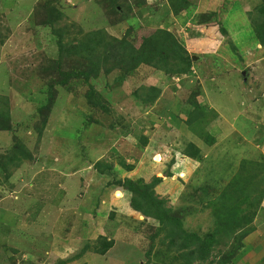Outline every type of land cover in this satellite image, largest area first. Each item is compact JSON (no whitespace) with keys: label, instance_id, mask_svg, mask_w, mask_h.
I'll use <instances>...</instances> for the list:
<instances>
[{"label":"rangeland","instance_id":"374dc122","mask_svg":"<svg viewBox=\"0 0 264 264\" xmlns=\"http://www.w3.org/2000/svg\"><path fill=\"white\" fill-rule=\"evenodd\" d=\"M48 1L62 14L56 27H72L65 45L80 38L77 30L128 34L136 47L166 32L195 58L191 74L143 65L123 79L102 71L92 85L108 112L91 109L82 80L51 85L58 49L42 24ZM174 1L182 3L0 0V264H186L157 222L132 211L130 195L110 184L159 178L155 194L183 230L203 238L216 222L209 203L234 192L236 177L250 190L237 194L257 200L253 223L191 264H264V46L252 32L264 0H185L176 13ZM61 68L86 70L66 55ZM150 89L156 99L144 105ZM189 144L199 160L184 156ZM18 149L27 158L4 166ZM102 240L112 244L103 255Z\"/></svg>","mask_w":264,"mask_h":264},{"label":"trees","instance_id":"16d2710c","mask_svg":"<svg viewBox=\"0 0 264 264\" xmlns=\"http://www.w3.org/2000/svg\"><path fill=\"white\" fill-rule=\"evenodd\" d=\"M181 1V5L175 1L171 3L174 13L179 9L187 7L185 0ZM52 5L51 1L44 4V18L42 20V24L49 27L51 34L56 37L58 49V57L53 64V71L57 75V80L55 84L51 85L65 86L70 81L82 80L88 86V92L86 93L87 105L93 110H99L104 114L108 112L104 99L100 97L92 85V80L96 79L102 71H104L105 75H108L113 70H118L122 73L121 78L123 79L130 76L131 73L143 65L161 68L169 75L180 76L191 74L193 63L191 56L184 47L178 42L176 43L170 34L166 32L164 34L156 32L153 35L145 37L142 39L141 45L136 47L131 40H128V34H123L121 39L118 40L107 36L102 31L82 34L77 30V33L81 35H78L80 38L76 40L71 39L65 45L63 42L64 37L70 36L69 32L72 30V27H56V24L61 20L62 14ZM114 10L118 12L117 8ZM209 15L217 22V14L215 12H210ZM258 16L261 21L255 23L254 27H252L253 38L264 46V5L259 7ZM203 20H206V17ZM219 31L222 35L225 34L223 30ZM64 55L66 57H77L82 60L86 70L74 69L63 71L61 64ZM49 89L47 98L50 100L53 91L52 86ZM156 93L155 89H150V93L146 98L140 99L141 103L144 105L153 103L157 96ZM194 95L192 94V98ZM192 98L190 104L193 106L194 102H192ZM195 107L196 109L198 108L197 105ZM191 113H187L188 116L185 120L186 125L189 127L193 124L191 121L192 116H190ZM203 140L207 145L213 144V139L208 134L203 135ZM183 154L189 159L199 160L201 152L198 147L189 144ZM17 155H20V157ZM27 156L23 154L22 150L18 149L3 164L4 166L6 164L14 165L20 161V158L22 160V158L25 159ZM121 166L126 172L133 170L132 166L125 164H121ZM105 169L107 171L111 170L109 167ZM98 172L100 174L104 173L103 170H98ZM160 183L161 180L159 178H153L149 184H145L142 180L133 182L124 179L123 181H114L110 185L121 188L130 195L129 208L132 211L140 214L144 219H152L157 222L159 227L157 231L164 232L168 245H177L178 250L181 252L179 257L185 259L186 264H191L194 260L204 262L220 238L229 237L236 231L238 232V230H243L244 227L250 226L257 214L256 198L250 202H246L247 196L242 197L239 195L247 194L250 191L247 188V179L236 177L233 180V184H235L233 187L234 192L225 191L220 199H218L221 201H211L209 203L216 217L215 227L201 238L196 233H188L183 230L182 221L179 217L172 215V210L166 206L167 201L155 194L154 189ZM116 197L120 198L121 194L117 193ZM261 197H257V199L259 198L258 200H260ZM241 204L245 205L242 210L240 208ZM102 242L100 252L97 251L96 253L103 255L107 250L112 248V244L111 242H106V240H102ZM81 255L80 253L76 258H80Z\"/></svg>","mask_w":264,"mask_h":264},{"label":"water","instance_id":"95a60500","mask_svg":"<svg viewBox=\"0 0 264 264\" xmlns=\"http://www.w3.org/2000/svg\"><path fill=\"white\" fill-rule=\"evenodd\" d=\"M195 60V58H192V61H194Z\"/></svg>","mask_w":264,"mask_h":264}]
</instances>
